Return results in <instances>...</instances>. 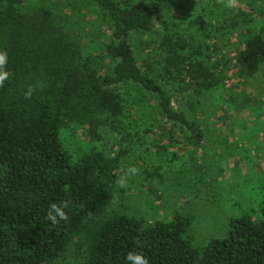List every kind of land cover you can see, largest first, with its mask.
Returning <instances> with one entry per match:
<instances>
[{"label":"trees","instance_id":"trees-1","mask_svg":"<svg viewBox=\"0 0 264 264\" xmlns=\"http://www.w3.org/2000/svg\"><path fill=\"white\" fill-rule=\"evenodd\" d=\"M62 1L0 0L12 72L0 86V264H127L129 251L149 264H264V190L201 248L191 215L111 211L128 196L117 181L129 160L151 183L199 161L202 96L229 99L228 69L251 77L264 64L259 0L247 11L235 0H82V29ZM71 128L92 144L76 158ZM61 201L68 220L53 224Z\"/></svg>","mask_w":264,"mask_h":264},{"label":"rangeland","instance_id":"rangeland-1","mask_svg":"<svg viewBox=\"0 0 264 264\" xmlns=\"http://www.w3.org/2000/svg\"><path fill=\"white\" fill-rule=\"evenodd\" d=\"M248 2L251 1L235 0L233 7L247 11ZM257 3L256 8L264 10V0ZM78 4L83 5V1L68 0L62 8L71 16L72 24L82 29L86 24L83 15L87 12L81 6L74 7ZM235 53L234 47H230L229 58ZM227 79L225 89L231 92L229 99L202 96L204 109L195 120H205L203 126L206 124L207 130L205 142L197 152L199 161L193 166L161 169L164 176L151 183L143 178V171L141 175L130 173L136 166L129 160L127 185L133 190L127 186L128 196L116 202L112 212L144 216L148 220L170 219L178 213L191 215L193 243L201 248L209 239L224 236L232 217L247 206L258 204L264 190V64L251 77H240L234 65L228 69ZM70 131L66 133L71 135L66 145L76 158L92 144L84 140V129ZM150 183L156 191L150 189Z\"/></svg>","mask_w":264,"mask_h":264},{"label":"clouds","instance_id":"clouds-1","mask_svg":"<svg viewBox=\"0 0 264 264\" xmlns=\"http://www.w3.org/2000/svg\"><path fill=\"white\" fill-rule=\"evenodd\" d=\"M9 63V54L7 51H0V86H3L5 81L9 80L12 76V72L8 70L7 65ZM33 87L29 86L25 91L24 96L26 99L30 98L33 94ZM130 173L135 175L138 173V169L133 167L130 169ZM128 177L121 176L117 181L119 187L123 188L127 184ZM69 201H61L59 204L53 203L51 209L48 212V219L56 224L60 220L67 221L68 215L65 211L69 207ZM127 264H149L148 257L140 251H129L125 257Z\"/></svg>","mask_w":264,"mask_h":264}]
</instances>
